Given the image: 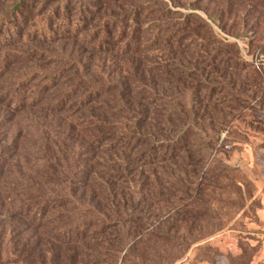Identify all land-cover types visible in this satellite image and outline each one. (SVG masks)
Returning <instances> with one entry per match:
<instances>
[{
  "label": "rangeland",
  "instance_id": "obj_1",
  "mask_svg": "<svg viewBox=\"0 0 264 264\" xmlns=\"http://www.w3.org/2000/svg\"><path fill=\"white\" fill-rule=\"evenodd\" d=\"M17 2L0 0V19L14 18ZM145 4L160 9L144 21L141 14L143 36L157 34L159 45L140 56L98 54L85 33L9 48L11 63L0 73V264H23L25 244L46 264H264V5L122 0L95 7L104 8L101 20H114ZM192 14L212 31H199L208 42L203 48L191 38L180 40L178 19ZM167 36L170 44L162 45ZM215 38L234 44L237 54ZM230 56L240 60L237 68L225 65ZM49 74H55L44 94L50 100L19 113L1 103L16 80L30 77L43 85ZM66 96L67 111L44 109ZM186 129L187 143L178 134ZM125 136L157 145L132 144L123 152L116 142ZM99 137L109 140L98 145L93 140ZM48 141L61 143L79 162L71 195L108 217L110 228L83 252L71 247L74 256H63L68 248L49 240L50 225L36 227L17 213L27 198L68 191L51 186Z\"/></svg>",
  "mask_w": 264,
  "mask_h": 264
},
{
  "label": "trees",
  "instance_id": "obj_2",
  "mask_svg": "<svg viewBox=\"0 0 264 264\" xmlns=\"http://www.w3.org/2000/svg\"><path fill=\"white\" fill-rule=\"evenodd\" d=\"M56 1L58 0H18L13 9L14 18L11 20L9 17L0 19L1 74L5 68L8 67V64L11 63L8 55L11 53L9 48L28 41L38 44H54L80 38L81 34L85 33L88 35V41L93 43L91 49L95 50L96 53H118L128 56H140L147 48L159 45L156 40L157 34H145V36H143V33L146 31H144L141 26V14L144 13V21L149 15L159 12V8H150L152 6L145 4L141 8L131 7L129 13L122 14L118 19L111 20L110 17H105L101 20L99 15L104 8L100 10L99 7L98 10L95 4L109 7L108 5L122 0H61L52 11L42 17V14L48 9V5ZM126 1L128 2L131 0ZM248 2L261 6L264 5V0H248ZM185 3L188 4V2ZM161 14L171 15L172 13L168 10H163ZM152 17H160V15L158 16L157 14V16ZM208 20L220 26L219 22L214 17L208 16ZM30 21L37 24V26L28 28ZM178 21L181 24L180 28L184 32L181 34L180 40L191 38V40H195L201 48L207 45L206 43L208 42H203L199 38L200 30L207 29L212 33L206 21L194 14L190 16L181 15ZM90 27L94 28L88 30ZM167 29L168 28L164 31H167ZM159 33H162V31ZM24 35L25 40H22ZM163 35H166V33H163ZM172 35L174 36V32L171 36ZM235 37L242 39L241 36ZM169 38L170 36H167L165 40H161L160 43L162 45L170 44ZM213 41H215V44H219L225 48L228 47L237 54V49L234 44L224 43L216 38ZM179 45L182 46L183 44ZM13 55L18 57L19 60H25L23 52H15ZM239 62L240 60L230 56L227 57L224 63L229 67L237 68ZM54 76L55 74L47 75L45 81H48L43 82V85L42 82L38 85V81L32 83L33 80L30 77H23L16 80V90H14L12 92L13 94L9 95V97L6 96L2 98L1 103L8 107L11 106L16 113L28 108L37 107L40 103L46 101L47 98L44 96L45 92L54 87L51 84ZM39 86L40 88H38ZM66 97L56 101L54 105L45 106L44 109L50 113L67 111L72 107V104L65 106L66 99L69 100V97ZM47 100H50V97H48ZM178 134L181 141L185 143L188 142L190 130L186 129ZM108 140L109 139L99 137L97 139L94 138L93 141L94 143L97 141L96 144L100 145L102 144L101 141ZM116 144V148L123 152L130 148L132 144L135 147L148 146L151 150L157 145L144 136H137L136 138L125 136L118 140ZM169 148L170 147L166 150V153H169ZM44 149L46 166H48L47 174L50 176L51 186L54 187V184L63 185L64 189L67 188L68 191L67 193L64 192L59 198L57 196H52L51 192H48L51 197L39 194L36 197L27 198L26 201L28 202L19 206L17 213L21 220L35 225L36 227L50 225L52 231L49 233V240L55 245L68 248L67 252L63 254V256L68 257L70 254H73L71 250H69L72 249L71 247H73V250H76L75 254H78L77 251L79 249L83 252L85 246L93 243L94 237L102 235L110 226H108L107 223L108 217H99L96 214V212H98L97 210L91 212L90 209L85 207L83 204L84 202L71 195L72 188L74 187L72 184L75 175L79 171V162H75L74 155L71 151L68 148H64L61 143L55 146V144H51L49 141L46 142ZM159 150L161 151L163 148H159ZM173 150L171 151V157L174 155ZM164 152L165 150L162 155L166 154ZM161 157L160 159H163V156ZM49 214H51V217L46 218ZM121 231L123 232V228ZM134 237L136 238V236ZM22 253L23 264H46L45 259L41 256H38V258L36 257L34 260V250L33 248H28L27 244L23 246ZM75 254H73V256ZM231 264H235L234 261H231Z\"/></svg>",
  "mask_w": 264,
  "mask_h": 264
}]
</instances>
